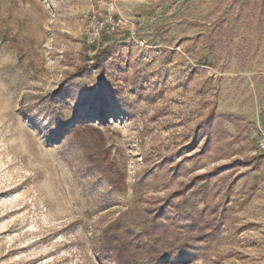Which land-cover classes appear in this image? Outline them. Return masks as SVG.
Masks as SVG:
<instances>
[{"label":"rangeland","instance_id":"1","mask_svg":"<svg viewBox=\"0 0 264 264\" xmlns=\"http://www.w3.org/2000/svg\"><path fill=\"white\" fill-rule=\"evenodd\" d=\"M126 243L264 264V0H0V264Z\"/></svg>","mask_w":264,"mask_h":264},{"label":"built area","instance_id":"2","mask_svg":"<svg viewBox=\"0 0 264 264\" xmlns=\"http://www.w3.org/2000/svg\"><path fill=\"white\" fill-rule=\"evenodd\" d=\"M117 1V0H111ZM124 26L123 20L112 14L101 18L97 13L92 12L87 16L82 35L89 44H96L106 33H116ZM134 36L135 33L133 32Z\"/></svg>","mask_w":264,"mask_h":264},{"label":"trees","instance_id":"3","mask_svg":"<svg viewBox=\"0 0 264 264\" xmlns=\"http://www.w3.org/2000/svg\"><path fill=\"white\" fill-rule=\"evenodd\" d=\"M188 186V185H187ZM183 187L184 192L187 191L188 187ZM134 254L131 251L130 245L128 243L120 245L113 251V260H115L116 264H132L133 263ZM147 260L152 264H161L162 258L154 255L148 256Z\"/></svg>","mask_w":264,"mask_h":264}]
</instances>
